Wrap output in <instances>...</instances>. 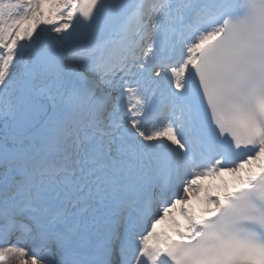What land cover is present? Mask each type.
I'll list each match as a JSON object with an SVG mask.
<instances>
[{
    "label": "snow or ice",
    "instance_id": "obj_1",
    "mask_svg": "<svg viewBox=\"0 0 264 264\" xmlns=\"http://www.w3.org/2000/svg\"><path fill=\"white\" fill-rule=\"evenodd\" d=\"M0 264H264V0H0Z\"/></svg>",
    "mask_w": 264,
    "mask_h": 264
}]
</instances>
